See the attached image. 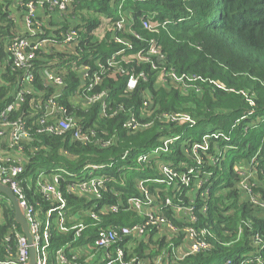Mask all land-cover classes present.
Returning <instances> with one entry per match:
<instances>
[{"label": "trees", "instance_id": "1", "mask_svg": "<svg viewBox=\"0 0 264 264\" xmlns=\"http://www.w3.org/2000/svg\"><path fill=\"white\" fill-rule=\"evenodd\" d=\"M30 1L17 3L21 16ZM11 11L9 3L0 1V112L14 101L15 86L21 78L20 73L11 70L6 52V44L20 36ZM121 16L132 20L133 34H120L132 49L112 40L114 24ZM145 18L157 22L156 33L144 29ZM39 20H48L47 27H57L51 31L58 38L61 31L78 32L72 52L41 53L36 64L63 70L66 87L60 102L81 119L84 131H93L95 137L88 142L74 141L71 133L40 134L35 126L32 140L22 143L28 157L22 178L58 169L67 173L68 181L107 178L108 190L102 192V199L66 195L70 217H77L69 225L85 218L80 221L86 225L83 242H94L98 231L110 225L130 227L142 223L144 217L129 210L127 202L140 196L138 182L145 181L154 207L174 227L207 232L209 249L187 256L178 264H215L217 259L218 264H241L257 255L258 235L263 240L264 260V209L251 203V197L264 203V0H75L66 14L55 11ZM47 35L50 30L45 28ZM153 40L161 46L163 59L152 58L153 65L123 60L143 49L147 55ZM122 50L124 53L118 55ZM112 56L117 63L114 68L108 65ZM98 63L107 71L99 85L83 94L79 70L88 66L91 73L100 72ZM164 70H174L185 82L187 78L192 80L188 90L183 84L171 83L170 78L166 83L162 81ZM141 73L145 80L141 79L135 90L127 91L129 76ZM40 81L41 75L37 74L36 86L44 90ZM48 90L46 97L52 93ZM77 93L84 98L101 93L105 97L89 103L80 100ZM26 98L10 120L24 115L30 125L34 121L28 119L33 97ZM103 104L108 106L110 116L101 113ZM143 111L144 130L130 132L124 127L132 113L139 117ZM184 116L190 120L181 119ZM108 141L109 146H103ZM143 156L145 162H139ZM163 165L178 174H189L190 184L168 185L161 171ZM91 166L105 168L89 169ZM26 192L38 208L52 207L40 195L28 189ZM167 199L172 202L169 206ZM106 204L119 205L120 209L103 216L101 223L83 213L87 209L98 211ZM176 207L192 208L197 222L192 223L187 215L178 217ZM1 210L4 223L0 225V258L4 259L3 241L16 222L12 206ZM51 231V253L72 242L75 235V230L60 233L55 220ZM158 231L151 226L144 239L127 240L136 245L134 253L139 258L146 259L148 251L151 255L155 252L150 245L153 242L166 245V237L155 239ZM180 237L184 239L182 232ZM11 245L15 248L14 241ZM252 261L248 264H257Z\"/></svg>", "mask_w": 264, "mask_h": 264}, {"label": "built area", "instance_id": "2", "mask_svg": "<svg viewBox=\"0 0 264 264\" xmlns=\"http://www.w3.org/2000/svg\"><path fill=\"white\" fill-rule=\"evenodd\" d=\"M74 1L32 0L28 2L24 17L25 34L15 37L6 44V52L11 70L20 73L21 78L15 86L14 101L5 110L0 112V183L8 186L20 203L34 240V247L37 252V264H178L187 256L196 255L209 249V244L206 240L207 232L203 231L199 233L193 227L179 231L174 227L163 214H160V210L158 211L154 207L155 201L145 187V181L138 182L140 196L130 198L127 202L129 210H133L144 217L142 223L130 227H115L113 225L104 227L98 231L94 242L87 241L80 247H76L75 245L78 239L82 238L86 225L83 223L68 224V221L76 220L77 217H70L71 208H68L69 202L66 195H75L88 200L102 199V192L108 190L107 178L94 176L90 179L68 181L65 177L67 173L62 169L51 171L50 173L40 171L28 176L26 179L22 178L25 166L28 163V157L25 154L22 143L32 140V131L35 126H37V132L40 134L64 136L71 133L74 141L88 142L91 137H95L93 131L90 134L86 133L81 119L75 115H71L68 109L60 102V99L64 97V89L66 87L63 70H59L58 72L50 67H38L36 64L42 58L40 57L41 53L49 55L55 52L56 47H73L77 45L79 35L76 30L61 31L60 38H58L51 31V29L57 30V27H47L49 26L48 20L45 22L39 20L40 13H44L47 16L55 11L61 15L66 14ZM153 19H142L143 27L152 33H156L159 25ZM45 28L50 30V35L44 36ZM126 32L133 34L131 25L129 26V19L126 16H121L114 24L112 40L132 49V44L120 35ZM136 37L140 39L139 36ZM123 53L124 50L120 51L118 55ZM146 54L143 49L136 55L123 57V60L126 63L131 62V60L139 63L150 62L153 65L154 61L152 58L163 59L161 46L154 40L151 42ZM108 62L109 67L113 68L117 64L115 62V56H112ZM98 66L101 70L100 72H94V74L91 73V68L88 66L82 67L79 70L84 86L83 94L90 92L93 87L99 85L102 80V74L107 71L100 63H98ZM165 71L160 77L162 81L166 83V79L170 78L171 83H176L177 85L183 84V87L188 90L190 86L188 83L192 80L187 78L188 81L185 82L184 77H178L174 70H170L168 73ZM118 72L122 74L126 73L120 69H118ZM37 74L41 75L42 81L40 82H42L45 91L36 86ZM115 74L113 73V75ZM141 79L145 80L143 73L140 75H130L127 82V91L135 90ZM48 89H52V93L46 97V92L49 91ZM27 95L33 97L30 102L28 119L33 118L34 121L28 125L27 121L23 119L24 115L18 120H10L11 115L19 112L21 106L26 103ZM104 97L105 93H101L87 98L79 96V99L94 103ZM145 105L148 106L147 103H144V107ZM108 109V106L103 104L101 113L104 116H108ZM116 114L115 112L113 113V115ZM176 116L179 117L180 115ZM140 118H142V121ZM181 119L186 121L190 120L187 116ZM144 120L145 111L141 112L139 117L132 113L130 118L125 122L124 127L130 132L144 130ZM109 144L110 141L105 142L103 146L106 147ZM145 160L146 158L143 156L139 159V162H145ZM103 168L105 167H89V169L95 170ZM161 171L167 178L168 185L177 182L188 186L191 182L189 174H178L171 167L163 165ZM245 188L248 189L246 186ZM27 189L33 191L34 194L40 195L52 207L44 210L41 207L38 208V205L32 204L27 195ZM171 203L170 199L166 200L167 206L171 205ZM251 203L254 206L264 209V203L254 197H251ZM119 209V205L106 204L99 207L98 211L87 209L83 213L86 217H90L96 221V223H101L103 216L116 214ZM176 209L186 211L185 214L189 216L191 222H197L192 208L184 210L181 207H176ZM204 210L206 211V208ZM43 215L46 216L44 225L41 222ZM53 220L56 221V229L60 233L68 234L75 230V235L72 242L67 243L64 247L51 253V229L53 227ZM3 223L4 218L2 210H0V225ZM151 226H155L158 230H161L158 231L160 232L159 237L161 238L164 235L166 237L167 232L173 234V237H177L182 232L184 236L183 241L189 242L188 248L186 251L181 252L182 254L180 256L174 252V260L170 258L172 260L168 259L165 261L161 256L152 260H144L137 257L132 258L125 247L126 244L128 245L127 240L131 237L143 238L147 233V228ZM163 228H166L168 231H162ZM13 241L15 242V248L11 245ZM3 243L5 254L4 259L0 258V264H29L31 246L17 223L11 227L10 233L5 236ZM256 244L259 248L255 258L244 260L241 264L251 263L253 262L252 260H256L257 264H264L261 255L263 240L259 235L256 238ZM76 249H84L85 253L83 256H80L81 252L76 251ZM98 255H100V260L95 262ZM226 264L233 263L232 261H227Z\"/></svg>", "mask_w": 264, "mask_h": 264}, {"label": "rangeland", "instance_id": "3", "mask_svg": "<svg viewBox=\"0 0 264 264\" xmlns=\"http://www.w3.org/2000/svg\"><path fill=\"white\" fill-rule=\"evenodd\" d=\"M0 1H2V2H4V3H9V6H10V9L12 10L11 12H12V15L14 16V17H16V19H18V14H21L22 15V10H20V6L15 2V0H0ZM14 2V3H13ZM14 5H16V8L14 9L13 8V6ZM145 8V7H144ZM44 14V13H43ZM19 16V21H21L20 23H18L17 25H18V31H19V33H22V30H21V27L20 26H22V22H23V18L25 17V15L24 16ZM13 17V18H14ZM48 23H49V21H48ZM132 24V20L131 19H129V26ZM21 31V32H20ZM75 104H77L76 102H75ZM80 104V103H79ZM78 105V104H77ZM79 106V105H78ZM81 107V106H80ZM248 181V180H247ZM247 181H243L245 184H247L246 182ZM4 206H12V204L10 203V201H9V199L5 196V195H3V194H0V210H1V208L3 209L4 208ZM176 213H177V216L178 217H184L186 214H185V212L186 211H183L182 209H179V210H177L176 209ZM84 217L82 216V217H80L79 219H78V221L76 222V224L77 223H80V221H83L84 222ZM182 220V219H181ZM41 222L43 223V225L45 224V222H46V216L45 215H43L42 217H41ZM68 224H71V222H69L68 221ZM84 224V223H83ZM167 230V229H166ZM168 233V232H167ZM165 237V236H164ZM84 236L81 238V239H79V241L77 242V244L75 245L76 247H80L82 244H84L85 243V241L83 242V240H84ZM86 239V238H85ZM166 240H167V243H166V245H164V244H157L156 242H153L152 244H150L151 245V247H153V249H154V253H152V255H151V251H148L147 252V254H145V258L147 259L148 258V256L147 255H149V256H151V258H153V257H163L164 259H165V261L167 260V259H170V258H172V256H173V254H174V252L175 251H173V247L174 248H176V249H178L179 248V245H181V243L179 244V245H177V242L178 241H180V242H182L183 241V239H181V237H180V235H177V237H172V236H170V233H168L167 235H166ZM174 240H177V242H174ZM170 241L172 242L173 241V243H170ZM171 244H172V246H171ZM172 252H173V254H172ZM149 259V258H148ZM100 260V255H98L97 256V258H96V260H95V262H98ZM150 260H152V259H150ZM219 259H217L216 261H215V264H218L219 263Z\"/></svg>", "mask_w": 264, "mask_h": 264}, {"label": "water", "instance_id": "4", "mask_svg": "<svg viewBox=\"0 0 264 264\" xmlns=\"http://www.w3.org/2000/svg\"><path fill=\"white\" fill-rule=\"evenodd\" d=\"M0 194L5 195L12 204V207L14 209L15 222L21 227L24 235L28 240V243L31 246L29 264H37V252H36V248L34 247V240L30 232L29 224L27 222V219L23 213V210L20 206L17 197L14 195V193L8 186L3 185L1 183H0Z\"/></svg>", "mask_w": 264, "mask_h": 264}, {"label": "crops", "instance_id": "5", "mask_svg": "<svg viewBox=\"0 0 264 264\" xmlns=\"http://www.w3.org/2000/svg\"><path fill=\"white\" fill-rule=\"evenodd\" d=\"M19 0H15V2L17 3ZM13 8L15 9L16 8V5H14L13 6ZM21 14H18V19H17V21H18V23H20L21 21H19L20 19H19V16H20ZM43 15H45V14H42V13H40L39 14V17H42ZM46 20H43V22H45ZM21 27V30H22V33H20L19 35H23V34H25V28H24V18H23V22H22V26H20ZM21 32V31H20ZM72 50H73V47L72 46H67V47H56L55 48V52H72ZM80 100H82V99H80ZM83 102H85L84 100H82ZM137 215L138 216H140L138 213H137ZM142 217V216H141ZM159 231H161V230H159ZM162 231H168V230H166V228H163L162 229ZM160 234V232H157V235L155 234V239L156 240H158L159 238V235ZM168 234V233H167ZM165 236V235H164ZM170 236H174L173 234H171L170 233ZM145 237V236H144ZM144 237L142 238V239H144ZM132 238V237H131ZM163 238V237H162ZM130 239V238H129ZM133 242V241H132ZM131 242V243H132ZM131 243H129L128 242V245L126 244L125 245V247H126V249H128V251H129V253H130V256H132V258H135V257H137V258H139L138 256H137V254H135L134 253V250L136 249V245H134V246H132V244ZM181 243V245H179V248L178 249H176V248H174L173 249V251H175L176 252V254L178 255V256H180L182 253L181 252H184V251H186V249L188 248V244H189V242H186V241H182V242H180ZM76 251H78V252H81V254H80V256H83V254L85 253V250L84 249H76ZM172 254H173V252H172ZM174 258H175V256H172V259L174 260ZM139 259H142V258H139ZM172 259H170V260H172ZM145 260V259H144ZM168 260V259H167ZM169 260V261H170ZM90 264H95V263H90Z\"/></svg>", "mask_w": 264, "mask_h": 264}]
</instances>
